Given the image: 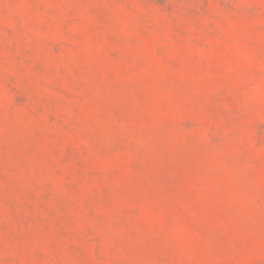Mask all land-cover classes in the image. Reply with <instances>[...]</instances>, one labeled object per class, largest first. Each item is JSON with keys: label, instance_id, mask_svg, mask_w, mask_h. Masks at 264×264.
<instances>
[{"label": "rangeland", "instance_id": "obj_1", "mask_svg": "<svg viewBox=\"0 0 264 264\" xmlns=\"http://www.w3.org/2000/svg\"><path fill=\"white\" fill-rule=\"evenodd\" d=\"M0 264H264V0H0Z\"/></svg>", "mask_w": 264, "mask_h": 264}]
</instances>
